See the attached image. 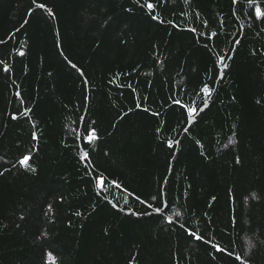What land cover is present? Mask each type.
I'll return each instance as SVG.
<instances>
[{
  "label": "trees",
  "instance_id": "obj_1",
  "mask_svg": "<svg viewBox=\"0 0 264 264\" xmlns=\"http://www.w3.org/2000/svg\"><path fill=\"white\" fill-rule=\"evenodd\" d=\"M256 7L0 0V264H264Z\"/></svg>",
  "mask_w": 264,
  "mask_h": 264
},
{
  "label": "snow or ice",
  "instance_id": "obj_2",
  "mask_svg": "<svg viewBox=\"0 0 264 264\" xmlns=\"http://www.w3.org/2000/svg\"><path fill=\"white\" fill-rule=\"evenodd\" d=\"M137 2H139V0H137ZM40 7H44V5H40ZM146 7H147L148 9H153V8H154V5H153L152 3H148V4L146 5ZM255 15H256L257 18H264V11H262L260 7H256V8H255ZM226 66H227V65H225V67H226ZM204 91H205V92H208L209 95H210L209 89H208L207 87H205ZM18 95H19V94H18ZM196 111H197V110H196L195 108H189V109H188V112H189V115H190V116H191V115H194V114L196 113ZM95 138H96V137H95V131L93 130V131L90 133L88 139H89V141H91L92 139H95ZM170 146H171V145H170ZM86 155H87V154H85V156H86ZM29 160H30V156H24L23 159H21V160L19 161V163H20L21 165H23V166H28V161H29ZM98 183H99L101 186H103V183H104L103 179H100V180L98 181ZM157 211L159 212L160 209H157ZM193 235H195V234H193ZM196 239H202V237L197 236ZM217 250L220 251L221 249H219V247L217 246ZM49 255H51V254H49ZM235 259L238 260V261H241L242 264H244V262L242 261V257H240V256H236Z\"/></svg>",
  "mask_w": 264,
  "mask_h": 264
}]
</instances>
